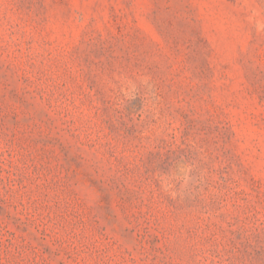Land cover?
<instances>
[{
	"label": "rangeland",
	"instance_id": "1",
	"mask_svg": "<svg viewBox=\"0 0 264 264\" xmlns=\"http://www.w3.org/2000/svg\"><path fill=\"white\" fill-rule=\"evenodd\" d=\"M0 264H264V0H0Z\"/></svg>",
	"mask_w": 264,
	"mask_h": 264
}]
</instances>
